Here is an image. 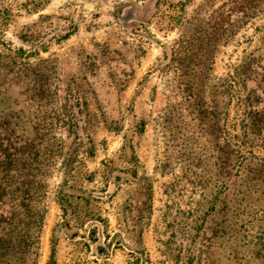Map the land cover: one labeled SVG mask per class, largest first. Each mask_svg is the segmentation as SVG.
I'll use <instances>...</instances> for the list:
<instances>
[{
    "label": "rangeland",
    "instance_id": "rangeland-1",
    "mask_svg": "<svg viewBox=\"0 0 264 264\" xmlns=\"http://www.w3.org/2000/svg\"><path fill=\"white\" fill-rule=\"evenodd\" d=\"M231 1L0 0V66L10 84L0 133L8 130L17 160L8 175L0 170L9 182L0 213H15L0 223L3 264H187L203 251L199 264L264 263V184L247 190L232 178L244 196L238 225L221 213L201 228V210L185 222L204 190L195 181L217 163L185 90L207 73V99L223 106L220 86L233 85L245 58L264 66V0L217 44L214 13ZM237 111L232 102L231 138ZM247 151L264 159V146Z\"/></svg>",
    "mask_w": 264,
    "mask_h": 264
},
{
    "label": "trees",
    "instance_id": "trees-1",
    "mask_svg": "<svg viewBox=\"0 0 264 264\" xmlns=\"http://www.w3.org/2000/svg\"><path fill=\"white\" fill-rule=\"evenodd\" d=\"M259 9L253 0H234L223 4L214 13L218 14L215 27L210 28L216 31L217 44L222 41L227 42L229 38L252 20V16ZM211 52L209 50L207 52L210 56L208 57L209 61H211ZM1 57L2 55H0V59ZM4 57L6 56L3 55ZM210 67H206V70L209 71ZM177 70L179 71V69ZM6 71L5 68L0 66V95L6 86H10L8 84V77L5 76L7 74ZM181 72H183L182 69ZM196 75L197 73H195ZM207 79L208 74L206 73L204 80L207 81ZM206 81L201 82L198 80L197 83H192L188 86L187 92L185 90V93H188L185 99V108L190 117H193V120L205 121L204 125H207L206 134L213 136L212 140L215 142L214 149L217 153V163L214 165L216 170L215 173L210 172V169L206 170L207 172H204V175L199 176V180L195 181L197 186H203L204 190L201 194V200L196 202L197 207L185 213V222L188 227H191L198 220L197 213L201 210V214L199 215V219H202L201 228L209 224L207 222L210 217L216 215L221 217V213L222 218L228 216L227 221L233 219L238 225L237 218L242 213H240V210L242 205H244V196L241 198L239 196L241 195L239 194L242 191L241 188L238 189V193L231 189L230 184H232V178H234L235 183L240 182V186L248 185L246 187L247 190L250 187H254L256 190H262V185L264 184V159H258L251 151H247L250 153L248 156L243 153L244 148L252 149L264 146V66L261 64V60L256 59L255 61L254 58L252 60V57L245 58L235 69V77L232 80L233 85L220 86L223 89L221 93L222 100H228L223 106L220 100L216 101L213 105L208 101L206 96L208 85ZM232 102L238 107L236 120L239 127L233 138L228 137L226 124V119L228 118L227 110ZM208 118L212 120V123ZM2 131L0 133V170L6 176L8 175L7 172L10 171L17 160L15 153H12L15 149L12 147L13 141L11 137L2 136L4 132L8 133V130L5 129ZM192 166L195 167L193 163ZM191 167L190 170L192 169ZM6 186H9V182L4 183V181H0L1 188ZM113 187H111V190ZM210 191L212 192L209 193ZM208 194L211 195V200L206 202ZM0 197L3 198L4 194L0 195ZM228 199L232 202V207L227 203ZM204 201L205 204L203 203ZM5 206L3 201H1L0 209L5 208ZM205 206L208 207L206 208ZM14 214H12L10 219H5V213H0V223L12 222ZM180 214L181 212H177L172 216L171 225L175 230L172 236L176 242L179 239L176 229L178 228L177 220ZM243 223L240 225L239 230L245 226V223ZM190 232L192 233L191 230ZM198 233L200 235L201 230ZM5 236L7 237V235ZM238 236L242 241L246 240V233H242V235L239 233ZM198 237L200 238V236ZM3 244H8L7 249H15L17 247L11 240H3ZM202 253L204 251L199 252L198 255L195 254L193 257H196V260L194 261V258L189 259L187 264H199ZM240 253L241 251L238 250L237 255ZM263 254L264 247H261L257 255L262 256ZM0 264L3 263L0 261ZM17 264H21V262Z\"/></svg>",
    "mask_w": 264,
    "mask_h": 264
},
{
    "label": "crops",
    "instance_id": "crops-1",
    "mask_svg": "<svg viewBox=\"0 0 264 264\" xmlns=\"http://www.w3.org/2000/svg\"><path fill=\"white\" fill-rule=\"evenodd\" d=\"M140 247V246H139ZM134 248H137V250H139V248L138 247H134Z\"/></svg>",
    "mask_w": 264,
    "mask_h": 264
}]
</instances>
